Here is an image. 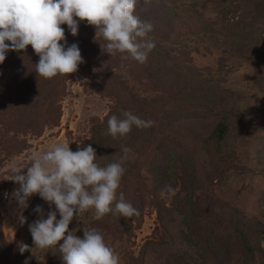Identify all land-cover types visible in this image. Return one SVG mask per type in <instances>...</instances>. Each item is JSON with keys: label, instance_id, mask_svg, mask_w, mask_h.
Wrapping results in <instances>:
<instances>
[{"label": "rangeland", "instance_id": "1", "mask_svg": "<svg viewBox=\"0 0 264 264\" xmlns=\"http://www.w3.org/2000/svg\"><path fill=\"white\" fill-rule=\"evenodd\" d=\"M149 1L155 12L163 5L172 12L166 27H153L146 38L155 42L149 61L109 56L95 28L80 21L94 60L61 77L57 100L54 86L45 89L46 105H60L57 123L39 118L38 125L16 128L3 126L0 119V264H64L58 247H35L29 231L35 220L56 211L55 205L34 194L21 210L13 195L19 185L11 180L14 167L26 172L33 156L58 143H69L72 151L93 144L101 167L120 161L122 147L131 149L117 197L123 193L139 215L126 219L109 213L95 220L90 209L69 225L80 238L84 227L96 228L120 264H261L257 255L245 254L239 233L220 215L198 206L206 208L202 199L211 197L215 209L218 203L226 210L233 207L264 227V0ZM120 104L154 121L149 139L108 133L110 111ZM175 109L183 111L176 114ZM222 116L235 125L224 162L203 167L202 179L190 186L187 168L192 154L198 155L192 141L202 140ZM117 118L123 119V113ZM174 141L183 149L186 171L167 176L161 158L173 156ZM165 185L175 195L161 197ZM37 206L40 213L34 211ZM24 244L28 250L21 253ZM261 246L264 251V239Z\"/></svg>", "mask_w": 264, "mask_h": 264}, {"label": "clouds", "instance_id": "2", "mask_svg": "<svg viewBox=\"0 0 264 264\" xmlns=\"http://www.w3.org/2000/svg\"><path fill=\"white\" fill-rule=\"evenodd\" d=\"M139 0H0V64L7 52L25 50L31 45L39 57L36 73L45 79L66 76L78 71L84 62L77 43L67 46L65 29L78 35L80 21L95 28L105 41L104 52L109 56L120 53L140 64L147 62L155 42L146 39L153 24L135 14ZM6 41L8 43H6ZM108 118V133L126 137L133 127L147 129L154 121L144 120L131 111ZM120 161L99 166L95 149L88 145L72 151L69 143H58L49 151L33 156L26 172L13 168L11 180L19 185L13 193L20 209L28 207L29 198L38 194L54 204L47 218L29 225L33 243L40 249L58 247L64 264H120V257L106 244L96 228L83 229V238L69 230L72 220L82 212L94 209V219L105 215L132 218L139 210L127 202L117 189L126 171L123 162L131 151L122 147ZM175 195L170 185L161 190V197ZM40 213L42 209H34ZM58 211L60 218L57 219ZM20 223L26 220L22 214ZM60 241H63L60 243ZM28 245L20 247V252Z\"/></svg>", "mask_w": 264, "mask_h": 264}, {"label": "trees", "instance_id": "3", "mask_svg": "<svg viewBox=\"0 0 264 264\" xmlns=\"http://www.w3.org/2000/svg\"><path fill=\"white\" fill-rule=\"evenodd\" d=\"M135 14L139 16L141 20L151 22L154 28L158 26H161L162 28L166 27V22L170 21L172 16L171 10L165 5H163V9H160L159 7L155 12L150 8L149 0H139L136 6ZM163 14H165L166 17H164ZM85 22L86 21H83L81 26L86 27ZM62 27L65 29L67 46H70L72 43H77L84 60L83 64L87 66L92 65L95 51H93V46L88 43V40L83 38V36L80 34V29L83 27L79 26L78 35L76 36L71 35L67 25H62ZM151 33L152 32L149 34ZM102 58L105 57L102 56ZM38 60L39 57L34 53L31 45H29L25 50L8 51L5 61L0 64V109L3 111L7 110L3 113L0 112V119L3 120V126H15L16 128L26 127V125L34 126L38 125L36 123H39V118H41L44 123L49 122L52 125L57 123L60 105L56 103L53 107L50 104L46 105L48 101L45 98L44 91L45 89L48 90L54 86L55 88L53 89L55 99L57 100L58 97H61L62 88L60 81L62 76H56L51 79H45L41 77L35 71ZM147 60L149 61L148 58ZM10 90H13V94L11 96L8 94V91ZM52 103H54V101H52ZM34 110H36L37 113H34ZM40 110H43V113ZM120 110L122 113L124 111H131L141 119L148 120L136 110L123 104L118 106L116 105L110 111V113H114L113 115L118 117L119 114H122ZM175 111L176 114H181L183 110L175 109ZM111 114H109L108 117ZM234 127L235 125L231 123L230 118L222 116L221 119H217L215 121L208 134L202 138V140L192 141L193 144L191 146L195 147L198 155L194 156V154H192L193 162L187 168L189 172L186 175L187 184L189 183L190 186H192V184H195V182L198 183L199 179H202L200 172L203 167H212L213 169L217 164L224 162L222 159L225 158V155L223 154L225 153V144L228 137L232 135ZM170 132L174 134L172 128ZM150 133L151 127L147 129H138L133 127L126 138L135 139L139 135H143L141 139L146 140L149 139ZM165 135L166 134H164V136ZM170 142L167 145H171L173 140H170ZM174 142L175 145L170 149L173 156L167 155L161 158V166L164 170L162 172L166 173L167 176L169 173L176 174L177 169L183 170L182 172L186 171L184 170L185 163H182L181 160L183 149L181 146L176 145L178 141ZM90 145L92 146L93 144ZM226 159L229 162L231 158L228 157ZM202 201L204 202L206 208H202L203 206L200 204L198 206L200 211H208L212 209L214 212L220 215L228 225H230L235 231L239 233L240 239L244 244L245 254L247 255L249 253H253L259 257L261 264L264 263V251L261 246V241L264 239L262 236L264 227L261 225V223L259 221L247 219L233 207L226 210L225 206L220 203H218L215 209L213 205L215 204L216 200L211 197L203 198ZM17 263L22 264L21 260H18ZM17 263L15 261L12 264Z\"/></svg>", "mask_w": 264, "mask_h": 264}]
</instances>
